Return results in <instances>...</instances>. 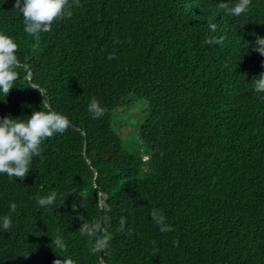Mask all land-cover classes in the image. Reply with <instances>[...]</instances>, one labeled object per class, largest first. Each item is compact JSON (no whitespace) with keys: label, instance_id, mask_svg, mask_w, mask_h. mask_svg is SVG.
I'll use <instances>...</instances> for the list:
<instances>
[{"label":"trees","instance_id":"obj_1","mask_svg":"<svg viewBox=\"0 0 264 264\" xmlns=\"http://www.w3.org/2000/svg\"><path fill=\"white\" fill-rule=\"evenodd\" d=\"M221 2L80 0L37 40L15 0H0V32L19 45L22 65L7 97L0 92V117L42 110L34 85L71 122L42 143L26 178L0 174V222L12 219L8 232L0 227V264H103L79 228L105 216V264H264V93L253 88L264 72L254 50L264 0L240 16ZM213 37L223 43H204ZM132 94L149 103L144 155L127 151L113 128ZM93 97L101 118L88 112ZM52 191L65 203L40 207L36 197ZM153 209L173 231L159 230ZM56 236L66 250L55 251Z\"/></svg>","mask_w":264,"mask_h":264},{"label":"clouds","instance_id":"obj_2","mask_svg":"<svg viewBox=\"0 0 264 264\" xmlns=\"http://www.w3.org/2000/svg\"><path fill=\"white\" fill-rule=\"evenodd\" d=\"M252 0H237L234 6L229 3H219L218 7L225 11L226 14L232 16H240L246 13L251 5ZM81 7L80 0H15L14 8L18 9L23 16L24 31L37 40L41 33L51 31L52 25L58 20L72 16V8ZM209 28L215 32L217 25L208 22ZM115 43V41H114ZM205 44H222L223 37L217 39L215 37L208 38ZM255 51L264 56V37L257 36L255 41ZM19 45L9 35L0 32V92L7 97L10 90L15 86L16 81L20 78L18 69L22 67L17 52ZM113 54H109L108 59H114ZM227 66V65H226ZM253 81V88L256 93H264V72L257 76ZM37 89L45 100L42 104V110L34 111L27 120L12 118L10 116L0 117V174L7 175L9 178L24 179L27 177L34 157L42 154V143L55 134H63L70 127V120L63 115L50 108L46 95L40 88L29 86ZM88 112L92 114L94 119L101 118L105 112L100 102L93 97L88 105ZM60 200V206L65 203V198L59 196L56 191H52L47 196H37V204L42 208H51ZM17 205H10V212L16 211ZM75 209V206L73 205ZM105 211H110L107 205L104 206ZM151 217L159 226L161 232L173 231L172 226L166 222V217L159 209H153ZM83 220V217H80ZM108 222V217H104L103 221L95 220L92 222L84 221L79 228L81 236L88 238L90 244V253L95 254L106 251L111 241V235L108 233L104 224ZM127 219L121 217L119 221L118 231L123 232ZM0 227L8 232L12 227V219L10 215H6L0 222ZM131 235V231L128 233ZM153 245L156 244L152 241ZM179 241H174V245L178 246ZM53 246L56 249L66 250V244L62 237H53ZM158 249H154L157 251ZM59 257V255H58ZM54 264H74L70 258H57Z\"/></svg>","mask_w":264,"mask_h":264},{"label":"rangeland","instance_id":"obj_3","mask_svg":"<svg viewBox=\"0 0 264 264\" xmlns=\"http://www.w3.org/2000/svg\"><path fill=\"white\" fill-rule=\"evenodd\" d=\"M128 100L126 106L114 111L113 128L122 137L127 151L134 154H148L149 148L140 135V127L148 113V99L132 94L128 96Z\"/></svg>","mask_w":264,"mask_h":264},{"label":"water","instance_id":"obj_4","mask_svg":"<svg viewBox=\"0 0 264 264\" xmlns=\"http://www.w3.org/2000/svg\"><path fill=\"white\" fill-rule=\"evenodd\" d=\"M107 198V197H106ZM102 262L103 264H105V251H102Z\"/></svg>","mask_w":264,"mask_h":264}]
</instances>
